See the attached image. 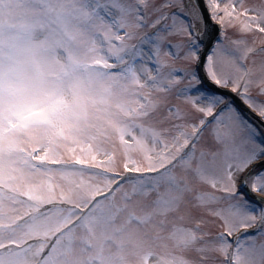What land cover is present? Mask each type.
<instances>
[{"label":"snow or ice","instance_id":"6c2138e0","mask_svg":"<svg viewBox=\"0 0 264 264\" xmlns=\"http://www.w3.org/2000/svg\"><path fill=\"white\" fill-rule=\"evenodd\" d=\"M0 264H264V0H0Z\"/></svg>","mask_w":264,"mask_h":264}]
</instances>
